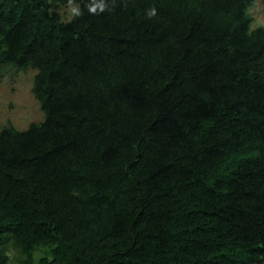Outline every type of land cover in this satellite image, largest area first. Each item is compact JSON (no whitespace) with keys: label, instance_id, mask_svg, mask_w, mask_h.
I'll return each mask as SVG.
<instances>
[{"label":"trees","instance_id":"16d2710c","mask_svg":"<svg viewBox=\"0 0 264 264\" xmlns=\"http://www.w3.org/2000/svg\"><path fill=\"white\" fill-rule=\"evenodd\" d=\"M91 2L0 0L43 114L0 129V264H264L255 0Z\"/></svg>","mask_w":264,"mask_h":264},{"label":"rangeland","instance_id":"374dc122","mask_svg":"<svg viewBox=\"0 0 264 264\" xmlns=\"http://www.w3.org/2000/svg\"><path fill=\"white\" fill-rule=\"evenodd\" d=\"M70 6L68 4L58 8L63 22H68L72 18ZM248 13L252 18V29L264 26V0H255ZM34 74L33 70L19 72L6 68L0 81V129L9 123L21 131L27 129L31 123L43 121V114L31 93ZM8 256L10 258L8 264H16L17 253L9 249Z\"/></svg>","mask_w":264,"mask_h":264},{"label":"clouds","instance_id":"9594fccd","mask_svg":"<svg viewBox=\"0 0 264 264\" xmlns=\"http://www.w3.org/2000/svg\"><path fill=\"white\" fill-rule=\"evenodd\" d=\"M69 4L71 5L69 11L72 17H78L82 14L78 6L72 5V0H69ZM87 9L89 13L98 14L104 12L107 9V5L104 0H92L91 4L87 5ZM155 14V8H151L147 11L149 18L155 16Z\"/></svg>","mask_w":264,"mask_h":264}]
</instances>
